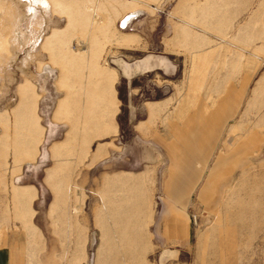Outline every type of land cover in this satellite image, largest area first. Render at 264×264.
Returning a JSON list of instances; mask_svg holds the SVG:
<instances>
[{"label": "rangeland", "instance_id": "rangeland-1", "mask_svg": "<svg viewBox=\"0 0 264 264\" xmlns=\"http://www.w3.org/2000/svg\"><path fill=\"white\" fill-rule=\"evenodd\" d=\"M231 88L208 161L184 138L172 151L173 128ZM241 142L208 204L203 184ZM176 156L203 168L177 198ZM1 251L6 264H264V0H0Z\"/></svg>", "mask_w": 264, "mask_h": 264}, {"label": "crops", "instance_id": "crops-1", "mask_svg": "<svg viewBox=\"0 0 264 264\" xmlns=\"http://www.w3.org/2000/svg\"><path fill=\"white\" fill-rule=\"evenodd\" d=\"M129 11L130 8L126 7L122 14H126ZM237 101V92L231 88L214 110H211L212 107L206 104L198 105L195 111L184 121L183 125L173 128L176 141L171 142L169 147L177 154L178 152L185 153V150L184 152L178 151L180 150V144L177 142V140L184 138V146L186 145L188 148V144H190L196 147L200 155H205L202 159L205 161L209 159L212 150L216 147V138L220 133L221 125L234 115L238 106ZM246 143H239L230 153H223L219 157L220 166L213 170L200 191L201 197L208 204L213 203L215 196L221 193L231 181L230 176L235 171L236 163L239 161L238 153H240ZM172 162L175 168L170 173V180L166 185V190L177 198L183 193H189L194 188V185L200 181L203 168L197 170L193 161L179 160L177 156L172 159ZM205 163L207 164V162ZM3 254L4 251H1L0 264H6Z\"/></svg>", "mask_w": 264, "mask_h": 264}, {"label": "bare ground", "instance_id": "bare-ground-1", "mask_svg": "<svg viewBox=\"0 0 264 264\" xmlns=\"http://www.w3.org/2000/svg\"><path fill=\"white\" fill-rule=\"evenodd\" d=\"M145 63H146V62H145ZM146 65H147V63H146ZM146 65H145V66H146ZM136 66H137V65H136ZM147 66H148V65H147ZM147 66H146V67H147ZM139 69H141V68H139Z\"/></svg>", "mask_w": 264, "mask_h": 264}]
</instances>
